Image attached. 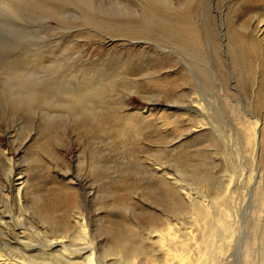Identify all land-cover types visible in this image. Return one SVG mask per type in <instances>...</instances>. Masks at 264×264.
I'll return each mask as SVG.
<instances>
[{"label": "bare ground", "instance_id": "obj_1", "mask_svg": "<svg viewBox=\"0 0 264 264\" xmlns=\"http://www.w3.org/2000/svg\"><path fill=\"white\" fill-rule=\"evenodd\" d=\"M193 1L0 0V8L13 13L25 11L56 19L72 12L77 22L90 28L83 34L89 39L102 35L108 42H163L155 45L171 48L176 60L156 58L150 65L166 70L183 64L175 75L177 81L170 82L172 92L162 88L170 75L146 74L147 94L142 91L140 95L150 105L134 108L129 94L138 91L145 76L143 55L113 56L106 64L78 66L71 62L73 48H68L61 53L68 61L53 58L47 78L31 82L27 74L41 67L44 56L35 51L0 65V101L14 112L30 117L41 111L46 125L59 116L86 126L112 119L119 123L113 128L115 134L120 130L158 133L169 130L170 124L173 132L186 123L188 132L203 129L195 142L208 143L215 156L223 152L227 163L221 178L211 172L195 180L201 187L193 188L178 175L180 171L172 169L175 165H168L172 159L162 152L161 162L153 166L154 174L185 201L182 213H191L190 226L184 222L179 226L169 217L164 229L151 230L158 233L154 237L139 234L134 251L128 247L132 242L126 241L102 253L81 209L75 210V228L66 222L62 231L55 232L51 228L58 225L35 221L26 211L27 186L20 178L13 180L14 159L9 157L7 186L0 190V264H264V65L259 83L258 68L251 59L255 46L245 50L236 35L235 45L229 28L214 23L209 5L205 15L211 25H199L198 15L189 11ZM256 35L264 42V22ZM161 98L170 103L168 109L154 108ZM250 222L258 231H244ZM70 230L74 234L69 237L65 232ZM149 251L159 252L160 257Z\"/></svg>", "mask_w": 264, "mask_h": 264}, {"label": "rangeland", "instance_id": "obj_2", "mask_svg": "<svg viewBox=\"0 0 264 264\" xmlns=\"http://www.w3.org/2000/svg\"><path fill=\"white\" fill-rule=\"evenodd\" d=\"M131 2L135 3L136 0ZM174 2L177 4L183 0ZM208 5L213 10L211 12L214 23L222 28H229L235 45L236 35L244 43L245 50L255 46L254 50L250 48L251 59L255 61L252 59V65L258 68L257 79L260 83L263 78L264 42L259 41L256 32L258 25L264 22V0H194L189 11L198 15V21L201 20L198 24H204L205 28L207 23L211 25V21L206 19ZM3 9L0 8V65L40 50L44 54L41 67L27 74V79L31 82L47 78L46 69L52 65L53 58L68 61L67 55L61 56L68 48H73L70 51L73 58L71 62L78 66L94 65L98 62L106 64L113 56L117 59L126 58L129 54H140L144 56L142 66L146 73L140 79L138 91L130 93L129 99L132 107L143 108L150 105L140 95L147 94L144 89L146 74L157 77L162 75L161 78L166 77L165 74L170 75L169 82H165L162 88L172 92L173 84L170 82L177 81L175 75L183 68L182 63L166 70H158L150 65V61L156 58L176 60V54L170 51L171 48L163 49L155 45H165L160 41L138 44L136 41L120 39L108 42L102 35H95V39L85 37L83 34H87L90 28L77 22L72 12L55 19L25 11L19 14L7 8ZM133 9L137 10L136 7ZM159 104L154 108L166 110L170 103L161 98ZM6 105L4 101H0V190L7 186L6 174L10 170L8 158L13 157V180L20 178L26 184V211L35 216V221L48 220L52 225L60 226L51 228L55 232L62 231V224L66 222L71 228H75L72 227L75 224L74 215L77 213L75 210L81 209L88 216L87 219L89 218L90 234L95 235V241H98L102 253L127 242H132L129 244L132 246L128 247L134 251V242L140 235L147 239L154 237L158 233L151 230L160 227L164 229L169 217L179 226L183 222L190 226L191 213H182V210L186 211L185 201L169 190L164 180L154 174L153 166L161 162L162 152L172 159L168 165H175L172 169L175 172L180 171L181 174L178 175L188 184H192L193 188L201 187L195 180L206 178L205 175L208 176L211 172L215 178H221L227 171L223 152L216 153V157L208 143L195 142L204 130L188 132L190 128L187 129L186 123H180V129L173 132L174 125L170 124L168 132L161 130L155 133L151 130L152 133L148 130L136 134L135 130H120L118 135L113 132L116 130L113 128H118L119 123L112 119L101 122L100 126L98 123L87 126L78 123V126L77 123L59 116L54 119L53 124L46 125L41 111L28 117L14 112ZM229 120L230 124L234 123ZM124 133L127 135H123ZM37 198L40 201L38 204L33 202ZM252 225L250 222L249 228L244 231H258ZM65 234L70 237L74 232L70 230ZM149 253L160 257L159 252ZM157 260L162 261L160 258Z\"/></svg>", "mask_w": 264, "mask_h": 264}]
</instances>
